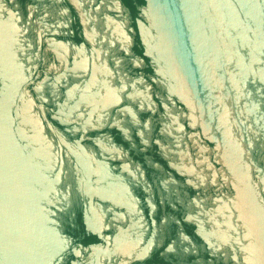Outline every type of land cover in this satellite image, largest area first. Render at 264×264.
<instances>
[{"label": "water", "instance_id": "water-1", "mask_svg": "<svg viewBox=\"0 0 264 264\" xmlns=\"http://www.w3.org/2000/svg\"><path fill=\"white\" fill-rule=\"evenodd\" d=\"M0 264H264V0H0Z\"/></svg>", "mask_w": 264, "mask_h": 264}]
</instances>
